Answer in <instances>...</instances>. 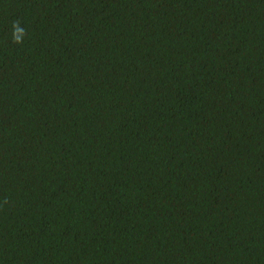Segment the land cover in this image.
<instances>
[{
    "label": "trees",
    "instance_id": "obj_1",
    "mask_svg": "<svg viewBox=\"0 0 264 264\" xmlns=\"http://www.w3.org/2000/svg\"><path fill=\"white\" fill-rule=\"evenodd\" d=\"M0 264H264V0H0Z\"/></svg>",
    "mask_w": 264,
    "mask_h": 264
},
{
    "label": "clouds",
    "instance_id": "obj_2",
    "mask_svg": "<svg viewBox=\"0 0 264 264\" xmlns=\"http://www.w3.org/2000/svg\"><path fill=\"white\" fill-rule=\"evenodd\" d=\"M13 42L14 43H23V37L26 35V29L21 26V22L19 20L13 22Z\"/></svg>",
    "mask_w": 264,
    "mask_h": 264
}]
</instances>
